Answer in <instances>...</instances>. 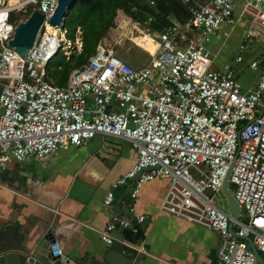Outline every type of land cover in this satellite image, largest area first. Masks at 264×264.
Returning <instances> with one entry per match:
<instances>
[{
  "label": "built area",
  "instance_id": "built-area-1",
  "mask_svg": "<svg viewBox=\"0 0 264 264\" xmlns=\"http://www.w3.org/2000/svg\"><path fill=\"white\" fill-rule=\"evenodd\" d=\"M8 1L0 0V170L12 161H45L97 134L125 138L137 155L115 187L130 180L136 198L146 183L168 178L161 208L219 234L216 264H259L244 237L264 256V73L244 91L232 68L213 67L209 43L219 29L236 25L247 26L241 53L264 39V0H180L189 18L173 19L141 37L150 52L147 62H129L100 44L62 86L50 77L61 68L55 61L61 51L69 60L83 42L68 39L65 25L50 22L58 0ZM17 10L24 17L16 19ZM34 10L43 21L34 45L21 56L10 41ZM260 64L254 59L250 66ZM229 171L228 187L241 208L237 218L216 198ZM114 198L111 189L105 205ZM137 217L145 220L143 214ZM125 227H131L130 220L113 215L102 240L111 245L114 232ZM53 249L63 256L57 242ZM137 250L148 252L144 245Z\"/></svg>",
  "mask_w": 264,
  "mask_h": 264
},
{
  "label": "crops",
  "instance_id": "crops-1",
  "mask_svg": "<svg viewBox=\"0 0 264 264\" xmlns=\"http://www.w3.org/2000/svg\"><path fill=\"white\" fill-rule=\"evenodd\" d=\"M237 26L243 41L236 46V57L230 62L218 61L224 42ZM245 29L247 26L242 25L222 27L210 41L213 45L215 39H220L221 44L218 48L213 45V51L209 48L214 55L213 67L232 68L243 90L248 91L264 73V39H256L241 53ZM251 47L255 51L248 55L250 62L247 58L236 68L243 61H237V56L248 53ZM254 59L261 61L257 69L250 66ZM136 155L129 140L97 134L84 145L58 149L45 161H12L5 167L11 175L0 172V233L13 226L25 236V242L33 244L46 242L47 236L58 243L63 260L67 257L73 263L95 264L112 246L101 238L108 220L116 215L131 222L143 214L145 220L138 222L144 223V235L137 241L125 242L126 254L133 255V264H216L219 234L161 208L168 178L146 183L136 198L131 196L130 180L114 186L132 169ZM111 189L115 198L108 207L104 199ZM132 206L134 210H130ZM141 245L147 247V253L137 250Z\"/></svg>",
  "mask_w": 264,
  "mask_h": 264
},
{
  "label": "water",
  "instance_id": "water-1",
  "mask_svg": "<svg viewBox=\"0 0 264 264\" xmlns=\"http://www.w3.org/2000/svg\"><path fill=\"white\" fill-rule=\"evenodd\" d=\"M78 1L80 0H58L50 22L64 26L66 17ZM42 21L43 14L38 10H34L27 19L18 23L10 43L21 56H24L34 45ZM0 172L11 175V171L7 168H3ZM229 174L230 171L223 181L222 191L227 199L228 210L237 218L241 208L229 190ZM143 227L144 223L134 219L131 221V227L115 231L110 250L95 264H133V255L126 254L125 242L140 239L144 235ZM244 238L250 243L259 264H264V256L253 244L252 239L247 236ZM45 239L46 242L40 244L25 242V236L19 235L16 227L9 226L6 232L0 233V264H78L73 263L67 257L63 260L61 254L54 253L53 244L56 242L55 239L47 236ZM82 264H90V262L86 261Z\"/></svg>",
  "mask_w": 264,
  "mask_h": 264
},
{
  "label": "trees",
  "instance_id": "trees-1",
  "mask_svg": "<svg viewBox=\"0 0 264 264\" xmlns=\"http://www.w3.org/2000/svg\"><path fill=\"white\" fill-rule=\"evenodd\" d=\"M107 0H81L72 8L65 20V27L67 28V38L75 40L77 28L80 27L83 34V46L80 52L72 53L69 60L63 62H56L55 64H61V68L53 69L50 76L53 74L57 76L58 85H63L66 82L70 72L77 67L82 66L87 59L95 52L96 45L100 38L106 32L109 23L103 27L99 25L102 21L101 16L103 14V5ZM134 1V0H133ZM128 0L131 5L130 10L125 6L124 0H117L116 6L127 10V13L131 15L134 20L142 18L143 23L149 27L152 31H160L166 26L172 24V20L176 19L183 21L189 18L190 14L186 7L180 0H156L154 6L149 5L147 2H133ZM123 2V3H122ZM134 9V10H133ZM13 14V19H14ZM18 19V17L16 18ZM110 20V17L108 18ZM104 22V20H103ZM109 22V21H108ZM82 38V36H81ZM86 42H90L87 45ZM85 43V44H84ZM79 58L81 60L79 61ZM79 61L80 64L75 66V62Z\"/></svg>",
  "mask_w": 264,
  "mask_h": 264
},
{
  "label": "rangeland",
  "instance_id": "rangeland-1",
  "mask_svg": "<svg viewBox=\"0 0 264 264\" xmlns=\"http://www.w3.org/2000/svg\"><path fill=\"white\" fill-rule=\"evenodd\" d=\"M116 1L117 0H107L103 5V14L101 16L102 21L99 22V25L102 27L107 23H109V25L107 26L104 35L98 41L96 48L98 47V45L104 44L108 48L112 49L121 58L126 59L129 62L135 61L136 59L138 63H145L150 59V52L147 49L143 48V46H141V43H143L141 42V37L142 36L144 37L143 34L145 32L149 33L151 29L143 23L142 18H139L138 21L134 20L133 18L131 20L130 19L131 15L127 13V10L125 9L123 10V8H118L116 6ZM133 2L136 1L134 0ZM124 3L127 9L130 10L129 7H131V5L129 4L128 0H124ZM14 14L18 17V19H21L25 15L23 11H19V10L15 11ZM109 17L110 20L108 19ZM246 18L250 21L252 15L246 14ZM79 30L80 32H78ZM81 31L82 30L80 28H77L75 36L80 38L82 36L81 40L84 41L83 34H81ZM239 31H240V26H237V28L231 32L230 37L224 42L225 46L218 58V61L230 62L234 60V58L236 57V46H239V44L243 41L242 32L239 33ZM221 42L222 41L220 39L218 40L215 39L213 45H215L216 48H218ZM86 44L90 45L91 43L86 42ZM210 44L209 47L213 51L212 42ZM147 47L151 52L154 49V46L151 42L148 43ZM254 51L255 50L253 49V47L249 48L248 53L243 55V61L239 62L238 65L236 64L235 67L238 68L239 64L244 63L247 60V58H249L248 55ZM64 59L65 56L63 54V51H61L59 56L57 57L56 62H63ZM80 60L81 58H79V61ZM250 60L251 58L248 59V62H250ZM79 61H76L74 65L78 66L80 64ZM50 77L56 82L57 80H59L56 75L53 76L52 74ZM67 80L66 82L64 81L63 85L67 84ZM190 169L195 176L202 179L195 168L191 167ZM206 192L212 194V191L210 189H207ZM216 198L218 205L221 208L227 209V199L223 194V192H219L216 195Z\"/></svg>",
  "mask_w": 264,
  "mask_h": 264
},
{
  "label": "bare ground",
  "instance_id": "bare-ground-1",
  "mask_svg": "<svg viewBox=\"0 0 264 264\" xmlns=\"http://www.w3.org/2000/svg\"><path fill=\"white\" fill-rule=\"evenodd\" d=\"M18 1H19V0H15V1H14V0H9L8 2L10 3V5H13V4L18 3ZM143 35L145 36V35H147V33L145 32ZM147 36H148V35H147ZM153 51H154V49H153Z\"/></svg>",
  "mask_w": 264,
  "mask_h": 264
}]
</instances>
